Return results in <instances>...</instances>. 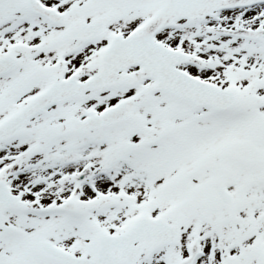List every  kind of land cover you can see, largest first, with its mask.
I'll use <instances>...</instances> for the list:
<instances>
[{
  "label": "snow or ice",
  "instance_id": "6c2138e0",
  "mask_svg": "<svg viewBox=\"0 0 264 264\" xmlns=\"http://www.w3.org/2000/svg\"><path fill=\"white\" fill-rule=\"evenodd\" d=\"M0 264H264V0H0Z\"/></svg>",
  "mask_w": 264,
  "mask_h": 264
}]
</instances>
